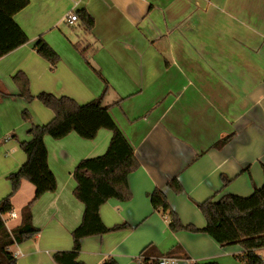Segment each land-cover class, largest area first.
<instances>
[{
	"label": "crops",
	"instance_id": "obj_1",
	"mask_svg": "<svg viewBox=\"0 0 264 264\" xmlns=\"http://www.w3.org/2000/svg\"><path fill=\"white\" fill-rule=\"evenodd\" d=\"M82 9L96 21L91 31L80 18L68 22L72 11ZM14 19L29 41L0 58V200L12 189L7 176L26 162L20 141L31 139V124L54 118L38 99L19 96L15 73L28 75L35 96L46 91L84 104L105 88L96 69L109 84L103 104L140 167L129 175L132 198H112L100 207L107 227H125L83 238L79 260L142 264L141 252L153 245L181 264H243L236 258L243 251L238 244L221 246L205 232L173 231L150 195L162 189L184 224L204 228L198 203L249 196L263 186L264 0H30ZM40 36L60 55L54 69L34 49ZM25 108L30 122L22 118ZM229 134L230 142L213 146ZM111 137L106 128L94 139L76 132L45 136L58 186L33 205L40 233L11 247L16 264H57L55 252L72 249V232L84 213L73 171L82 159L103 155ZM175 176L184 193L168 187ZM34 195V184L23 180L12 197L18 216L6 222L9 230L21 225L22 208ZM176 246L187 258L174 253ZM258 254L264 259V248Z\"/></svg>",
	"mask_w": 264,
	"mask_h": 264
},
{
	"label": "trees",
	"instance_id": "obj_2",
	"mask_svg": "<svg viewBox=\"0 0 264 264\" xmlns=\"http://www.w3.org/2000/svg\"><path fill=\"white\" fill-rule=\"evenodd\" d=\"M29 3L30 0H0V58L29 41L26 32L14 19L15 14ZM77 14L86 28L91 31L96 23L94 17L86 9L77 11ZM34 49L51 64L52 69L60 61V55L42 36L36 41ZM95 71L106 85L100 96L84 104L72 97H57L46 91L35 96L30 89V79L24 71L20 70L13 76L19 89V96L27 102L38 99L54 112V118L43 125L31 124L28 130L31 139L20 141V148L27 156L26 162L17 171L7 176L12 189L0 200V264H16L17 259L11 247L33 239L40 233V228L33 223L32 207L42 195L57 189L56 176L48 163L46 135L60 139L71 132H76L82 138L94 139L102 128L112 131L107 151L97 157L82 159L73 171V177L77 183L74 195L83 202L84 213L82 222L72 232V249L55 252L53 256L55 262L86 264L79 260L83 238L125 227V225L107 227L100 216V207L112 198L120 201H128L132 198L129 175L140 167V162L131 143L112 118L109 107L103 104L109 84L100 71L96 69ZM22 118L27 122L32 120V114L28 108L22 111ZM232 137L233 134L223 136L213 146L221 148L230 142ZM23 180L34 184L35 195L22 208L21 225L9 230L4 215L13 210L12 197L20 189ZM228 182L230 179H224L225 185ZM168 187L177 194L185 191L178 176L169 180ZM150 198L154 210L162 211L168 216L169 226L173 231L208 233L221 246L240 245L243 251L236 255V258L243 264H264V259L258 254V250L264 248V184L256 188L249 196L225 194L218 200L209 198L198 203V207L206 218L204 228L184 224L162 189H155ZM173 251L180 257L187 258L182 247L176 246ZM163 255L173 254H161L153 245H148L141 252L140 260L142 264H159V259ZM102 264L119 263L111 257ZM193 264L219 263L211 261Z\"/></svg>",
	"mask_w": 264,
	"mask_h": 264
},
{
	"label": "built area",
	"instance_id": "obj_3",
	"mask_svg": "<svg viewBox=\"0 0 264 264\" xmlns=\"http://www.w3.org/2000/svg\"><path fill=\"white\" fill-rule=\"evenodd\" d=\"M79 20V16L76 11H72L68 16V22L70 24L76 22ZM10 215V218H16L18 216L17 212L12 210L8 213ZM5 222H7V219H4ZM159 264H181V261L179 258L173 255H163L159 259Z\"/></svg>",
	"mask_w": 264,
	"mask_h": 264
},
{
	"label": "rangeland",
	"instance_id": "obj_4",
	"mask_svg": "<svg viewBox=\"0 0 264 264\" xmlns=\"http://www.w3.org/2000/svg\"><path fill=\"white\" fill-rule=\"evenodd\" d=\"M5 218L9 221V219H10V215L7 213V214H5Z\"/></svg>",
	"mask_w": 264,
	"mask_h": 264
}]
</instances>
